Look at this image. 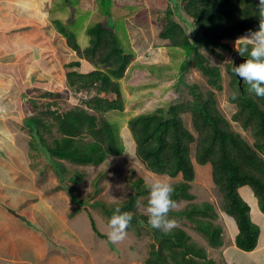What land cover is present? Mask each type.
Instances as JSON below:
<instances>
[{
	"label": "trees",
	"instance_id": "16d2710c",
	"mask_svg": "<svg viewBox=\"0 0 264 264\" xmlns=\"http://www.w3.org/2000/svg\"><path fill=\"white\" fill-rule=\"evenodd\" d=\"M68 1L62 0L63 3ZM185 1L196 28L194 37L191 38L186 27L172 16L173 8L165 15L163 10L158 15L160 37L170 40L172 45L187 47L193 56L189 65L195 64L207 76L208 85L222 89L221 72L210 64L206 53L201 52L202 43L220 46L232 57L236 49L227 39H237L249 30L259 29V0ZM51 17L68 44L96 68L89 73L68 72L70 85L81 94L79 100L71 99L68 89L42 91L41 99L49 96V100L38 99L42 101L40 104L33 98L30 107L33 113L27 117L26 124L33 135L31 151L44 150L43 156L49 158L45 170L51 167L61 173L66 182L61 186L68 189L81 206L75 184L85 181L83 167L101 165L112 155L122 153L115 114L128 107L123 78L128 75L127 70L136 55L124 49L116 28L104 20L88 28L89 42L83 47L70 25L74 15L69 21L53 12ZM230 70L235 87L230 100L237 105L233 118L244 129L251 130L255 137L253 143L233 129L231 121L217 105L215 89L203 92L195 83L190 87V97L186 101L182 100L181 90L174 99L158 102L151 110L144 109L131 115L127 124L137 157L147 170L173 178L175 191L172 198L185 203L184 207L170 211L168 216H177L187 226L203 233L210 245L217 247L224 243L222 223L219 220L220 223L212 224L208 219L218 220L216 204L196 202V194L190 189L198 177L197 166L210 164L213 181L222 195L221 208L234 218L238 227L235 243L240 249L250 251L258 246L261 228L252 219L251 206L242 196L240 187L251 186L264 212V98L250 93L249 85L240 82L233 72V57ZM188 113L192 115L191 122L198 135L188 126ZM193 143H196L194 153ZM139 181L133 182L138 192L134 191L122 207L125 211L134 208L133 223L142 220L141 225H147L145 208L141 211L136 205L138 194L147 190L146 184L137 186L141 179ZM186 208L196 211V215ZM182 231L180 227L167 233L162 231L161 235L173 238ZM180 236V239H158L153 243V251H158L157 258L152 255L145 264H216L213 259H207L204 249L187 244L184 233Z\"/></svg>",
	"mask_w": 264,
	"mask_h": 264
},
{
	"label": "rangeland",
	"instance_id": "374dc122",
	"mask_svg": "<svg viewBox=\"0 0 264 264\" xmlns=\"http://www.w3.org/2000/svg\"><path fill=\"white\" fill-rule=\"evenodd\" d=\"M64 1L66 0H63V2ZM168 1L169 0H70L63 3L62 0H55L52 12L65 21H69L74 15L70 25L77 37H79L82 46H85L89 42L88 28L104 20L116 28L124 49L137 55L138 50L135 49L133 45L132 32L143 33L142 36L139 35L136 37V42H141L142 48H148L151 49V51H154L153 48L164 40L160 37L161 24L158 18L162 10L165 15L173 8L172 16L186 27L191 38L194 37L196 28L195 25H193V17L189 14V8L186 6L187 2L185 0H174L175 2L171 0L173 2L171 3V1H169L168 3ZM59 5L60 7L57 8ZM173 5H175V7H173ZM237 39H227V41L233 45V49H236L235 42ZM167 41L169 44L166 47V54H163L167 56L166 58L158 56L156 60L152 58L147 60L146 56L149 54L143 53L142 55L145 56L146 59L144 58L140 62H134L125 78L124 92L126 93L127 89L129 90V97L127 96L128 107L126 111L115 114V118L117 119L116 130L118 131L121 147H123L122 153L120 155H112L101 165L92 164L91 166L83 167L86 171L85 174L88 176L87 180L83 182L84 184L80 185L81 189L85 192L83 197L87 196L85 198L88 205H91L93 199L98 200L96 203L92 204L95 211H91L92 219L88 220L89 225H87L88 227L85 229L89 239H86L84 246L87 248L88 243L90 244L91 249L88 248L89 251L86 252V259L87 257L91 258L89 260L90 264H145L150 256L154 255V257L157 258L158 251H153V243H157L158 239H180L181 233L185 234L184 239H187V244L192 245L193 248L199 246L204 249L207 259H213L216 264H240L236 257H232V254L235 253L234 250H237L239 254L243 255V249L241 250L237 246H235L233 250L230 249L231 242L236 245L235 235L238 230L237 224L234 218L226 214L221 208L222 195L219 192L218 186L213 181L210 164L197 166L198 177L192 182L190 189L196 194V198L194 199L196 202L204 203L205 201H211L216 204L217 210L219 211L218 220L211 217H208V219H210L212 224H215L217 221V223H222L220 225L224 230L222 233L224 237L223 242L225 244L222 243L221 246L217 247L210 245L203 233L191 226H187L183 223V220H179L180 218L177 216L169 217L177 221V225L173 229L178 230L180 227L183 229L181 233L179 232L178 235H175L176 237L166 238L161 235L162 230L158 232V229L153 228L150 224L141 225L142 220H139L137 224L133 223V221L130 222V226L127 229V236L123 241L113 244L108 239V232L110 231L108 224L110 218L117 208H119L121 212H124L125 209L123 210L122 207L124 203L127 199L129 200L134 191L138 192L136 185L134 186L133 184L134 181L137 182L141 179V183L137 184V186L143 187L146 184L147 190L139 193L136 198V205L141 207H138V209L141 210L145 208V211L149 198L150 184L154 180L160 178H166L171 183L174 181L173 178L167 175H158L147 170L137 157L136 146L127 124L131 115L144 109L151 110L158 102H167L171 100L172 97V99H174V97L179 96V91L181 90L183 91V93H181L182 100L186 101V98L190 97V87L195 83L199 85L198 89L203 92L210 88L215 89L217 105L231 121L233 129L241 133V135L251 143L255 140L251 130L244 129L241 124L233 118L237 110V105L230 100V95L235 92L233 75L230 70L232 65L231 53L225 52L220 46L202 43L203 47L200 49L201 52H205L210 64L213 67H218L221 72V83L223 87L222 89H217L213 85H208L207 76L204 75L195 64L189 65V61L193 56L192 52L187 47L175 46L170 44V40ZM239 46L240 45H238V47ZM64 64L65 62L61 63V65ZM15 91L16 90H13L9 93V97L0 99V107L3 110L6 108H13L16 113H18V111L21 113L25 111L31 115L33 111L26 109L28 100L26 101V99H23L16 102L15 99H11L12 96H15ZM39 94L41 95V92ZM35 100H37V104L42 102L38 99ZM41 100L48 101L49 99ZM30 102L31 104L33 103V101ZM191 117V113H188L186 116L188 126L198 135L197 130L191 122ZM195 145L196 143H193V153L195 152ZM42 151L43 152L39 151V148H37V150L31 153V156L40 157L41 164L39 167L43 173L46 164L43 161L46 157L43 156L45 153L43 149ZM31 164V169L34 170ZM40 170L38 169L39 172ZM60 183L62 184V182ZM184 206L185 203H178V208ZM250 206L252 219L255 222L257 220L261 223H258L262 230L260 231V235L261 239H264V212L260 210L259 205L257 209L252 204H250ZM133 209L134 208L131 207L126 211L132 213ZM185 210H189L193 215H196V211L194 210L188 208ZM85 215L86 211H80L73 217L72 222L77 225L76 221H79L85 217ZM166 251L167 248L162 252L165 253ZM244 264L258 263L250 261L248 263L244 262Z\"/></svg>",
	"mask_w": 264,
	"mask_h": 264
},
{
	"label": "crops",
	"instance_id": "0c3cea01",
	"mask_svg": "<svg viewBox=\"0 0 264 264\" xmlns=\"http://www.w3.org/2000/svg\"><path fill=\"white\" fill-rule=\"evenodd\" d=\"M54 2L0 0V99L16 90L15 96L10 98L16 102L28 100L26 109L29 110L30 101L42 98L39 93L45 90L68 89L71 99H80L81 94L70 85L67 74L71 71L89 73L96 66L78 54L56 29L51 17ZM142 34L132 32L138 53L128 73L134 62L146 57L147 60L167 57L164 56L169 44L167 39L151 51L136 42V37ZM143 53L149 55L145 57ZM62 62L65 64L61 65ZM128 93L127 89L129 97ZM29 115L25 111L16 113L13 108L3 110L0 107V264H90L91 258L86 259L90 248L88 241L87 248L84 246L89 239L85 229L92 219L91 211H95L92 204L97 200L93 199L88 205L87 196L83 197L85 192L80 187L84 183H78L75 184L76 196L82 201L79 206L71 192L61 186L60 182H65L61 173L51 167L41 172L40 157L31 156L33 135L26 124ZM48 161L49 158H45L43 162ZM84 176L87 180V174ZM240 192L249 204L258 208L259 201L251 186H241ZM80 211H86V215L76 221V225L72 219ZM259 238L254 250H243V255L234 250L232 257L240 264L250 261L264 264V239L261 235ZM235 246L231 242L230 249Z\"/></svg>",
	"mask_w": 264,
	"mask_h": 264
},
{
	"label": "clouds",
	"instance_id": "9594fccd",
	"mask_svg": "<svg viewBox=\"0 0 264 264\" xmlns=\"http://www.w3.org/2000/svg\"><path fill=\"white\" fill-rule=\"evenodd\" d=\"M257 9L260 18L259 29L249 30L235 42L239 55L245 57L247 54L248 58L239 66L233 67V72L249 85L250 93L264 98V0H259ZM238 45L240 46L238 47ZM235 98L234 94L233 99ZM174 191V186L166 178L156 179L149 186L146 208L148 223L153 228L160 229L165 233L170 232L177 225V221L168 216L170 211L178 208V202L172 198ZM132 219L131 212H121L119 208L116 209L108 224L110 229L108 239L111 243L117 244L126 238L127 229Z\"/></svg>",
	"mask_w": 264,
	"mask_h": 264
},
{
	"label": "water",
	"instance_id": "95a60500",
	"mask_svg": "<svg viewBox=\"0 0 264 264\" xmlns=\"http://www.w3.org/2000/svg\"><path fill=\"white\" fill-rule=\"evenodd\" d=\"M232 57H233V67L239 66V64L245 62V60L248 58L246 56L245 57L240 56L236 50L232 53ZM238 78L240 82L243 81L239 76Z\"/></svg>",
	"mask_w": 264,
	"mask_h": 264
}]
</instances>
